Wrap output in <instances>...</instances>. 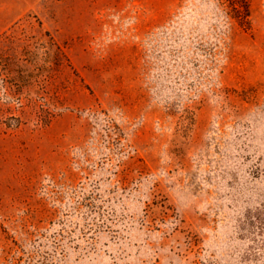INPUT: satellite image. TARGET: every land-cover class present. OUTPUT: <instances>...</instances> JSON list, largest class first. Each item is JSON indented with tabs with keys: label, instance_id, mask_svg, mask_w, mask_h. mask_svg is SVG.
<instances>
[{
	"label": "rangeland",
	"instance_id": "1",
	"mask_svg": "<svg viewBox=\"0 0 264 264\" xmlns=\"http://www.w3.org/2000/svg\"><path fill=\"white\" fill-rule=\"evenodd\" d=\"M0 264H264V0H0Z\"/></svg>",
	"mask_w": 264,
	"mask_h": 264
}]
</instances>
